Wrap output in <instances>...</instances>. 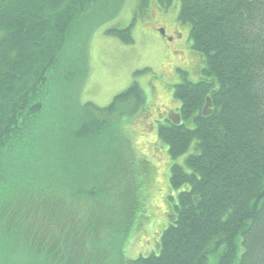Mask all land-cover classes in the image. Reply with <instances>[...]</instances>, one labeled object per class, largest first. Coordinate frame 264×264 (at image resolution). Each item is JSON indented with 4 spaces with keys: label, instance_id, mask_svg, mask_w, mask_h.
<instances>
[{
    "label": "trees",
    "instance_id": "obj_1",
    "mask_svg": "<svg viewBox=\"0 0 264 264\" xmlns=\"http://www.w3.org/2000/svg\"><path fill=\"white\" fill-rule=\"evenodd\" d=\"M95 2L0 0V229L16 236L33 219L24 239L38 247V264H99L111 256L102 258L100 227L114 251L127 231L121 210L101 212V220L91 206L112 201L110 186L95 154L84 160L83 152L86 143H100L118 120L112 116L124 115L120 106L143 104L139 85L106 108L86 103L75 118H44L73 27ZM179 3L191 49L204 57V78L174 86L180 122L165 120L157 134L172 160L193 143L194 151L171 166L170 187L187 188L157 253L131 264H264V0ZM130 27L109 33L131 43Z\"/></svg>",
    "mask_w": 264,
    "mask_h": 264
},
{
    "label": "rangeland",
    "instance_id": "obj_2",
    "mask_svg": "<svg viewBox=\"0 0 264 264\" xmlns=\"http://www.w3.org/2000/svg\"><path fill=\"white\" fill-rule=\"evenodd\" d=\"M179 5V0H96L74 25L61 68L55 72L46 95L44 118H75L78 107L86 103L106 108L134 82L144 96L143 104L135 111L131 103L120 106L118 110L123 109L124 115L111 117L118 120L112 121L100 143H86L84 147V160L95 154L103 169L102 178L108 176L112 200H101L98 205L92 202L91 206L98 216L107 211L111 214L114 209L125 214L122 220L127 217L123 224L126 235L118 250L107 245L110 239L100 227V238L106 244L102 258L111 256L99 260V264H131L140 256L157 253L160 234L177 205V195L187 188L170 187V169L173 164H184L194 151V143L172 160L157 134L165 119L160 116L167 111L177 113L180 107L173 86L204 78L201 72L192 75L180 68L202 69L204 57L191 49L190 26L178 20ZM130 25L131 43L109 33ZM160 29L167 34L166 39L161 37ZM74 66L83 70V76L73 73ZM185 124L192 125L190 120ZM102 178L99 183H103ZM40 220L48 222L49 218L42 216ZM81 221L77 219V223ZM33 224V219L21 223L17 231L14 229L16 236L0 229V264H38L39 256L33 251L38 247L24 239Z\"/></svg>",
    "mask_w": 264,
    "mask_h": 264
},
{
    "label": "flooded vegetation",
    "instance_id": "obj_3",
    "mask_svg": "<svg viewBox=\"0 0 264 264\" xmlns=\"http://www.w3.org/2000/svg\"><path fill=\"white\" fill-rule=\"evenodd\" d=\"M174 37H175V34H173ZM163 38L166 39L167 34L164 32V35L162 36ZM174 37H172V39H174ZM177 37L180 39L181 38V35L180 34H177ZM171 38V37H170ZM182 70L186 71L187 74H195L199 72L200 68L196 67L195 69L193 68L191 71H189L188 69H185L183 67H180ZM163 116V117H162ZM161 118H165L166 120H170V119H174L173 116H172V113L170 112H164L163 115L160 116Z\"/></svg>",
    "mask_w": 264,
    "mask_h": 264
}]
</instances>
